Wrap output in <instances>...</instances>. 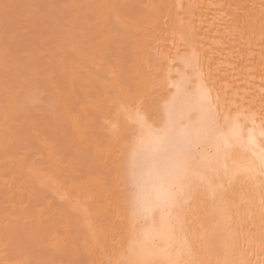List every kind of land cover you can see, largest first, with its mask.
Here are the masks:
<instances>
[{
  "label": "bare ground",
  "instance_id": "bare-ground-1",
  "mask_svg": "<svg viewBox=\"0 0 264 264\" xmlns=\"http://www.w3.org/2000/svg\"><path fill=\"white\" fill-rule=\"evenodd\" d=\"M51 250L264 264V0H0V264Z\"/></svg>",
  "mask_w": 264,
  "mask_h": 264
},
{
  "label": "rangeland",
  "instance_id": "rangeland-1",
  "mask_svg": "<svg viewBox=\"0 0 264 264\" xmlns=\"http://www.w3.org/2000/svg\"><path fill=\"white\" fill-rule=\"evenodd\" d=\"M114 40H117V39H114ZM115 42V41H114ZM123 42V41H122ZM120 40H118V46L116 45V43H115V45L113 46L112 45V48H115V47H117V50L116 51H119L118 50V48H120L121 50H124L123 48H125V45H124V43H122ZM123 44V45H122ZM126 44V43H125ZM115 51V52H116ZM45 86H48L49 87V85H48V83H46L45 84ZM47 88V87H46ZM45 123H46V125H45ZM44 127H46L47 125V129L48 130H46V131H52V130H54L53 131V133H55V130H56V128L57 127H55V126H52L53 125V123H52V125H50L48 122H44ZM49 125L50 126H52L53 127V129H52V127L50 128L49 127ZM46 129V128H45ZM51 129V130H50ZM59 129V128H58ZM60 130V132H61V134H59L58 135V133H59V131L57 132V134L55 133V135H57L55 138H54V134L52 133L51 135H54V136H52L51 138L53 139V142H55L56 144H57V146H58V148H59V152H60V154L62 155V157H64L65 159H69L70 157H72L71 156V154H72V152H71V147H70V145H69V143H70V140H69V137H67V135H65L64 134V132H63V130H61V129H59ZM57 131V130H56ZM66 136V137H65ZM55 139H56V141H55ZM61 148V149H60ZM66 161V160H65ZM45 194H47V193H45ZM58 202L59 201H57V200H54V206L56 207V205L55 204H57V206L58 207H56V208H59L60 206L59 205H61V204H58ZM60 203V202H59ZM62 206V205H61ZM60 212H58V214H59ZM52 215H53V212L52 213H50V216L52 217ZM54 217H55V219L56 220H58L57 221V223H59V219H61V217H59V216H61L60 214H59V216L57 217V213H56V216L55 215H53ZM52 221H55L54 220V218H52ZM55 223H56V221H55ZM41 251V252H40ZM39 251V253H43L44 252V250H40ZM52 251V258L54 259V260H58L57 261V263L56 264H86L87 262V260H86V258L84 257V256H81L80 254V256L79 257H73V255H75V254H73L72 252V254L70 253V251H59L58 253H57V251H54V250H51ZM54 251V252H53ZM63 252V253H62ZM59 255V256H58ZM72 256V257H71ZM76 256H77V254H76ZM59 257H61V258H59ZM88 264V263H87Z\"/></svg>",
  "mask_w": 264,
  "mask_h": 264
}]
</instances>
